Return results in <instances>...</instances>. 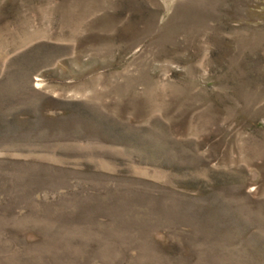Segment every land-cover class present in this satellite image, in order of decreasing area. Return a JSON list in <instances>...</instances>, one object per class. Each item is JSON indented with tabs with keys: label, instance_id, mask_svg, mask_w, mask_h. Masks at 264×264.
I'll return each mask as SVG.
<instances>
[{
	"label": "rangeland",
	"instance_id": "obj_1",
	"mask_svg": "<svg viewBox=\"0 0 264 264\" xmlns=\"http://www.w3.org/2000/svg\"><path fill=\"white\" fill-rule=\"evenodd\" d=\"M0 264H264V0H0Z\"/></svg>",
	"mask_w": 264,
	"mask_h": 264
}]
</instances>
